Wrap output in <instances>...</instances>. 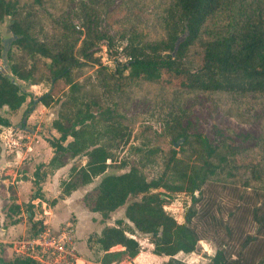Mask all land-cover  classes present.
I'll return each instance as SVG.
<instances>
[{
    "label": "trees",
    "instance_id": "16d2710c",
    "mask_svg": "<svg viewBox=\"0 0 264 264\" xmlns=\"http://www.w3.org/2000/svg\"><path fill=\"white\" fill-rule=\"evenodd\" d=\"M254 2L250 9L234 0H168L159 15L163 37L144 39L146 32L132 30L119 51L131 60L108 72L95 55L100 34L89 23L86 5L80 6L85 21L78 28L23 0H0V132L11 126V115L27 97L23 118L38 103L57 106L51 129L58 135L47 139L53 155L47 164L36 166L34 184L38 186L47 172L70 159L85 158L83 165L70 166L67 180L60 181L59 196L97 179L83 193V206L103 218L123 207V218L89 237L102 252V264L133 258L141 248L133 237L137 233L148 237L153 254L166 257L161 264H189L176 255L196 250L205 236L203 226L219 239L206 264H264V172L253 159L241 157L224 140L212 145L200 133L187 134L174 114L167 116L159 131L139 125L134 133L115 102L100 103L91 97L100 85L112 84L123 91L141 82L264 94V0ZM106 44L110 48L115 43L107 37ZM190 54L198 62L194 70L184 61ZM83 67L95 68L94 83L75 78L74 71ZM44 80L49 81L48 90L33 97L27 86ZM181 138L175 149L174 142ZM134 139L139 145L133 147V158L118 161L117 149ZM157 155L160 166L150 177L148 164ZM109 167L120 172L107 173ZM243 168L247 177L239 175ZM175 193L190 197L182 223L164 209L165 200ZM9 208L18 206L12 203ZM42 226L41 220H29L30 234ZM10 264L34 262L16 255Z\"/></svg>",
    "mask_w": 264,
    "mask_h": 264
},
{
    "label": "rangeland",
    "instance_id": "374dc122",
    "mask_svg": "<svg viewBox=\"0 0 264 264\" xmlns=\"http://www.w3.org/2000/svg\"><path fill=\"white\" fill-rule=\"evenodd\" d=\"M37 6L38 9L57 20H67L78 28H83L84 18L80 6L86 5L89 23L95 24L100 34L95 55L102 61L109 62L126 43L127 34L132 30L146 32L144 39H160L163 37L160 27V13L163 5L168 0H23ZM235 3L247 4L250 9L254 8V0H234ZM259 4V2H258ZM7 20L2 25V32L6 35ZM107 37L114 41L109 48L106 44ZM104 47L106 53H104ZM103 57V58H102ZM189 69H196L197 60L188 55L184 60ZM107 67V66H106ZM115 67H107L112 72ZM95 68L83 67L74 71L77 80L84 83L95 82ZM49 81L44 80L40 84L27 86L33 97L46 92ZM91 97L100 103L115 102L119 112L126 117V120L133 125V132L138 130L139 125H149L151 130L159 131L162 122L169 114H174L180 122L181 128L187 134L200 133L212 145L224 140L229 148L240 154L241 157L251 158L264 172V94L246 93L231 94L221 91L185 90L175 87L159 86L141 82L138 85H130L123 91H118L112 84L98 87L92 92ZM25 103L13 113L12 125L17 127L23 119V112L27 106ZM56 105L48 107L38 103L32 112L25 117L24 125L30 128H38L44 139H50L48 133L51 128V120L56 115ZM31 116L30 122L27 118ZM58 135V133H57ZM182 139L175 149L182 143ZM69 140V139H68ZM167 141V140H166ZM168 142V141H167ZM163 143L167 148L168 143ZM175 143V142H174ZM139 145V140L134 139L128 145L117 149V160L128 161L133 158V147ZM85 158H74L69 164L79 165ZM117 163V162H114ZM114 164H112L113 166ZM160 166V157L156 156L148 164V174L153 176ZM127 169V165L125 169ZM43 169L38 172L41 173ZM123 170V169H121ZM120 172L113 167L107 169V173ZM67 173V172H66ZM239 175L247 177L248 171L245 168L239 171ZM97 179L90 184H96ZM90 186V187H91ZM37 187V186H36ZM190 204V197L185 193H175L165 200L164 209L171 214L177 222H183V215ZM27 205V204H26ZM32 205L27 206V209ZM35 211L38 209L34 207ZM113 217H123V209L115 211ZM116 219V218H115ZM113 220V223L115 221ZM128 222H125V224ZM205 236L198 242L193 253H178L177 258L189 264H206L216 248L218 238L209 234L206 227L200 228ZM92 234V233H90ZM223 236V231L221 232ZM138 238L141 247L146 249L150 243L148 237L143 234L134 235ZM206 249V251L203 250ZM166 259V257H165ZM161 261H164L162 258ZM162 263V262H161Z\"/></svg>",
    "mask_w": 264,
    "mask_h": 264
},
{
    "label": "crops",
    "instance_id": "0c3cea01",
    "mask_svg": "<svg viewBox=\"0 0 264 264\" xmlns=\"http://www.w3.org/2000/svg\"><path fill=\"white\" fill-rule=\"evenodd\" d=\"M13 118L12 114L11 123ZM30 119L31 116L27 118V123ZM38 130L27 125L14 127L11 124L0 132V264H10L17 255L13 241L31 235L29 220H41L43 226L53 230L62 223L69 222L73 246L77 253L86 264H102L100 262L102 252L95 243L89 241V237L99 234L103 226L113 225L115 218H123L112 215L123 207L111 212L109 218H103L98 212L86 209L81 198L91 185L59 196L61 190L59 184L60 181L67 180L72 165L69 163L47 172L36 187L34 184L36 166L41 163L47 164L53 155V149ZM48 133L50 136H57L56 131L51 128ZM9 135L19 144H8ZM83 164L84 162H81V165ZM12 203L18 208L10 209ZM26 204H31L32 207L27 209ZM34 207L38 209L35 211ZM136 239L141 247L139 239ZM152 249L153 245L150 243L146 249L141 247L133 258L124 259L118 264H161L162 258L165 260V257L153 254Z\"/></svg>",
    "mask_w": 264,
    "mask_h": 264
},
{
    "label": "built area",
    "instance_id": "2783aa9c",
    "mask_svg": "<svg viewBox=\"0 0 264 264\" xmlns=\"http://www.w3.org/2000/svg\"><path fill=\"white\" fill-rule=\"evenodd\" d=\"M104 53H106L105 47ZM130 60V55L118 52L109 62H102L106 64L104 66L115 67ZM8 137V144H19L11 138V135ZM71 233L69 222L62 223L55 230L42 226L37 233L13 241L15 253L32 260L34 264H86L73 246ZM203 250L206 251L205 248Z\"/></svg>",
    "mask_w": 264,
    "mask_h": 264
},
{
    "label": "water",
    "instance_id": "95a60500",
    "mask_svg": "<svg viewBox=\"0 0 264 264\" xmlns=\"http://www.w3.org/2000/svg\"><path fill=\"white\" fill-rule=\"evenodd\" d=\"M187 34V31L185 30V32L182 34V35H180L179 37H178V39H177V41H176V43H175V46H174V49H173V54L175 53V51H176V49H177V46H178V44H179V42L181 41V40H183V38L185 37V35ZM4 43L6 42V40H4L3 41ZM7 46H5L4 47V50H3V53H2V61H3V70H5L6 69V58H5V53H6V50H7ZM22 122L24 123L25 122V119L23 118L22 119ZM180 140H177V141H175V143H174V147H176L177 146V144H178V142H179Z\"/></svg>",
    "mask_w": 264,
    "mask_h": 264
}]
</instances>
